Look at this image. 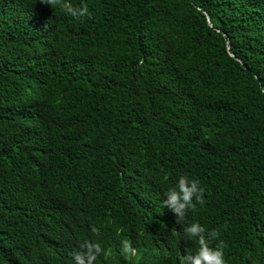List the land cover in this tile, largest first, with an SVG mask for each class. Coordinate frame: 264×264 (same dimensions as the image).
I'll use <instances>...</instances> for the list:
<instances>
[{
  "label": "trees",
  "instance_id": "obj_1",
  "mask_svg": "<svg viewBox=\"0 0 264 264\" xmlns=\"http://www.w3.org/2000/svg\"><path fill=\"white\" fill-rule=\"evenodd\" d=\"M69 2L0 0V264H181L193 222L264 264V0Z\"/></svg>",
  "mask_w": 264,
  "mask_h": 264
},
{
  "label": "clouds",
  "instance_id": "obj_2",
  "mask_svg": "<svg viewBox=\"0 0 264 264\" xmlns=\"http://www.w3.org/2000/svg\"><path fill=\"white\" fill-rule=\"evenodd\" d=\"M46 4L54 9L58 6L72 17L90 15L87 5L76 7L69 0H46ZM166 195L167 199L164 201V205L170 206L178 214L179 221L185 217L189 209H195L197 204L205 203V188L198 179L187 174L179 176L176 184L168 189ZM93 231L99 232L95 228ZM184 232L187 238L198 240L199 248L194 254L186 255L181 264H228L225 256V248L228 246L226 242L221 240L214 247L210 244V240L219 235L216 231L207 230L201 223L193 222L184 228ZM113 245L112 242L103 245L96 241L89 242L85 251L77 254V264H94L97 257L104 254L105 250ZM121 251L130 260L139 261L141 259L140 253L129 240L122 241ZM150 252L155 254L153 250Z\"/></svg>",
  "mask_w": 264,
  "mask_h": 264
}]
</instances>
